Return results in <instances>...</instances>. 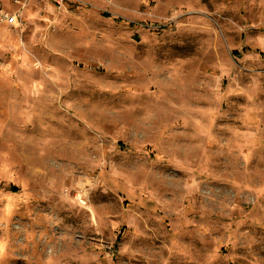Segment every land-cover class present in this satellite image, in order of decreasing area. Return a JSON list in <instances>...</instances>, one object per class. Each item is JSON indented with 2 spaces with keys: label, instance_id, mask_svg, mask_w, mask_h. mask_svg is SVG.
I'll use <instances>...</instances> for the list:
<instances>
[{
  "label": "rangeland",
  "instance_id": "1",
  "mask_svg": "<svg viewBox=\"0 0 264 264\" xmlns=\"http://www.w3.org/2000/svg\"><path fill=\"white\" fill-rule=\"evenodd\" d=\"M58 1L0 28V264H264V0Z\"/></svg>",
  "mask_w": 264,
  "mask_h": 264
},
{
  "label": "built area",
  "instance_id": "2",
  "mask_svg": "<svg viewBox=\"0 0 264 264\" xmlns=\"http://www.w3.org/2000/svg\"><path fill=\"white\" fill-rule=\"evenodd\" d=\"M63 0H59L60 4ZM30 0H12V5L16 7L14 11H9L0 2V28H20L24 23L25 12Z\"/></svg>",
  "mask_w": 264,
  "mask_h": 264
},
{
  "label": "trees",
  "instance_id": "3",
  "mask_svg": "<svg viewBox=\"0 0 264 264\" xmlns=\"http://www.w3.org/2000/svg\"><path fill=\"white\" fill-rule=\"evenodd\" d=\"M105 16L109 17L108 15H105ZM115 20L118 22H122V19H115Z\"/></svg>",
  "mask_w": 264,
  "mask_h": 264
}]
</instances>
